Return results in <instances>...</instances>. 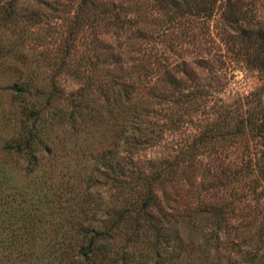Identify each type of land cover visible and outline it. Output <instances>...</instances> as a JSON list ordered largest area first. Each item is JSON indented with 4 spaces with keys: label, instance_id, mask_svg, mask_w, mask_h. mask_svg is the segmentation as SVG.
Listing matches in <instances>:
<instances>
[{
    "label": "trees",
    "instance_id": "16d2710c",
    "mask_svg": "<svg viewBox=\"0 0 264 264\" xmlns=\"http://www.w3.org/2000/svg\"><path fill=\"white\" fill-rule=\"evenodd\" d=\"M43 23L65 31L64 56L80 45L84 85L79 87L77 105L89 101L88 86L95 80L105 98L101 108L116 120L114 137L124 151L140 143L150 145L165 131H182L186 123L194 122L197 129L181 136L174 152L157 168L129 174L125 183L138 186L134 189L138 202L113 209L112 219L91 225L88 235L82 221L63 225L73 231L68 249L77 246L71 253L77 259L71 261L93 264L94 256H109L110 247L103 240L117 230L125 213L133 220L128 230L132 237L144 235L145 228L164 241L170 235L178 237L179 223L220 228L225 209L234 200L246 207L264 198V0H0L1 33L14 25ZM226 54L255 69L260 82L245 93L224 94ZM28 86L25 82L10 86L17 91L14 100L24 101L19 104L25 117L35 105L20 93ZM149 112L160 122L146 118ZM77 116H83L79 109L69 117ZM201 154L210 155L203 172L211 181L198 182L202 191L197 203L182 219L158 206L154 188ZM109 168L113 182L123 174L118 161ZM215 184L228 185L226 198L223 192L211 191ZM259 213L260 222L247 233L251 245L244 251L247 264L264 261V204ZM128 256L119 251L116 257L125 264Z\"/></svg>",
    "mask_w": 264,
    "mask_h": 264
},
{
    "label": "rangeland",
    "instance_id": "374dc122",
    "mask_svg": "<svg viewBox=\"0 0 264 264\" xmlns=\"http://www.w3.org/2000/svg\"><path fill=\"white\" fill-rule=\"evenodd\" d=\"M64 35L62 27L46 23L14 25L0 32V264H75L71 260L77 257L71 253L77 246L68 249L73 231L63 225L82 221L88 235V227L112 219L113 209L131 200L138 202L134 191L138 186L129 188L125 183L129 174L157 168L174 152L181 136L197 130L194 122L186 123L182 131H165L150 145L140 143L124 151L114 137L116 120L101 108L105 98L95 80L88 86L92 90L89 101L77 105L79 87L84 85L80 45L76 43L74 51L64 56ZM226 56L224 94L245 93L260 82L255 69ZM19 82L29 85L20 91L24 100L35 103L28 117L20 110L19 103L24 101L14 100L17 91L10 89ZM75 109L83 116L71 120ZM152 114L146 118L160 122ZM114 161L123 174L113 182L109 166ZM209 163L210 155L194 156L170 179L155 185L158 206L185 219L202 191L198 182L211 181L203 172ZM228 189V185L211 186V191L223 192L224 198ZM263 204L264 198L246 207L234 200L225 209L227 217L220 228L211 223H179L178 237L170 235L164 241L145 228L144 235L132 237L128 230L133 220L125 213L117 230L103 240L110 247L109 256H94L93 264H120L119 251L130 256L125 264H247L244 251L251 248L247 233L260 222ZM243 223L248 225L243 227ZM110 256L115 260L109 262Z\"/></svg>",
    "mask_w": 264,
    "mask_h": 264
}]
</instances>
